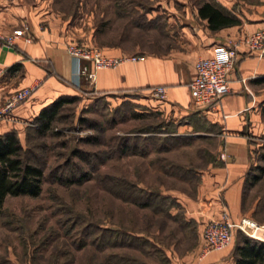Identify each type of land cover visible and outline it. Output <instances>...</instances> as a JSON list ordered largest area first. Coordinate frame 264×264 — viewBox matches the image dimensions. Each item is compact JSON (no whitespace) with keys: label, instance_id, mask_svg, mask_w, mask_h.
I'll use <instances>...</instances> for the list:
<instances>
[{"label":"rangeland","instance_id":"obj_1","mask_svg":"<svg viewBox=\"0 0 264 264\" xmlns=\"http://www.w3.org/2000/svg\"><path fill=\"white\" fill-rule=\"evenodd\" d=\"M168 1L177 9L183 2ZM160 2L164 0H46L75 44L118 47L128 55L159 38L160 28L149 32L147 16L151 8L152 12H165L160 10L164 8ZM161 16L164 14L156 18L157 26L164 22ZM74 96L75 101L62 106L51 129L42 135L35 132L34 119L16 132L22 161L42 170L41 189L36 197L4 198L0 264H168L157 248H171L178 258L199 251L194 224H182L181 210L171 215L175 219H169L166 210L170 201L155 198L149 208H140L127 202L128 192L173 188L193 195L197 179L189 170L215 164L214 141L200 143L197 148L192 137L171 136L175 128L170 119L136 108L129 101L112 103L83 84ZM261 154L264 143L259 141L247 172L249 182L252 176L259 179L242 198V209L260 225L264 224ZM70 178L80 181L68 183ZM79 216L97 227H81L83 223L76 219ZM114 227L141 231V236L150 242L153 237L159 245L150 249L111 233L97 240L103 236L97 229ZM239 233L244 235L238 232L233 244ZM198 255L201 257V251Z\"/></svg>","mask_w":264,"mask_h":264},{"label":"crops","instance_id":"obj_2","mask_svg":"<svg viewBox=\"0 0 264 264\" xmlns=\"http://www.w3.org/2000/svg\"><path fill=\"white\" fill-rule=\"evenodd\" d=\"M182 1L178 9L173 8L172 1L160 2L164 6L160 10L165 12H152L151 8L148 30H160L159 38L149 42L147 48L133 49L131 55L118 47L100 48L104 56L124 60L114 68L97 70L89 84L78 76L83 62L65 51L68 44L75 43L73 38L49 10L46 0H0V34L21 29L30 38L28 43L15 39L11 47L0 42V111L10 94L32 88L27 99L0 114V135L11 130L21 132L42 108L59 96L76 95L83 84L112 103L129 101L136 108L170 119L175 128L171 136L192 137L197 148L200 143L214 141L211 151L215 164L190 169L197 179L193 195L173 188L159 191L174 200L175 205L168 209L170 215L178 209L184 221L193 222L199 251L195 248L196 253L178 258L171 248L162 250L168 264H234L233 241L205 256L199 257L198 253L203 247L201 233L205 223L218 218L222 210L232 222L241 217L251 219L242 209V198L255 186L249 183L247 172L253 149L264 138V57H256L244 46L238 48L228 75L229 90L215 107L193 106L188 83L198 58H220L227 42L264 28V0ZM203 2L232 21L210 27L207 19L198 15ZM134 10H138L136 6ZM162 13L160 19L164 22L157 26L156 18ZM157 86L165 90L163 100L152 96L151 91ZM184 168L188 170L187 166Z\"/></svg>","mask_w":264,"mask_h":264},{"label":"built area","instance_id":"obj_3","mask_svg":"<svg viewBox=\"0 0 264 264\" xmlns=\"http://www.w3.org/2000/svg\"><path fill=\"white\" fill-rule=\"evenodd\" d=\"M18 38H22L26 43L30 42V38L26 37L21 29H15L8 35L0 34V42L7 47L13 46L15 39ZM240 46L255 53L258 58L264 57V28L227 42L222 46L223 55L220 58H198L195 61L194 75L188 83L193 106L196 108L215 107L220 98L228 92V75L233 69L236 52ZM65 51L71 57L83 62L78 67V76L89 84L93 82L97 70L114 68L124 60L120 57L104 56L96 47L79 46L75 43L68 44ZM2 72L0 70V75ZM241 82L244 84L245 80L241 79ZM31 92L32 88H22L10 94L5 98L0 114L27 99ZM151 93L157 100H163L165 97V90L161 86L153 88ZM262 142L264 143V138ZM236 231L264 243V224H257L246 217L232 222L228 213L222 210L218 218L207 221L203 227L201 256L229 246L233 233Z\"/></svg>","mask_w":264,"mask_h":264},{"label":"trees","instance_id":"obj_4","mask_svg":"<svg viewBox=\"0 0 264 264\" xmlns=\"http://www.w3.org/2000/svg\"><path fill=\"white\" fill-rule=\"evenodd\" d=\"M198 15L207 19L210 27H215L217 25L226 24L232 21L231 18H227L219 10L214 8L211 4L201 3L198 7ZM76 99L75 96H59L52 103L42 108L38 115L34 118L36 122V133L43 134L52 127V123L57 119L59 110L63 105L72 103ZM21 145L18 141L16 132L11 130L0 135V213L3 200L6 196H29L36 197L40 193L41 189V180H42V170L40 167L31 164L29 162H24L21 159ZM261 161L264 163V154L260 156ZM191 171V170H189ZM260 174L264 173V166L259 168ZM259 179V176H252L250 184H254ZM78 180L68 179V183L79 182ZM113 193V192H112ZM115 196L119 199H123L119 196L117 192H114ZM131 196H128L127 202L132 203L133 205L143 208L151 206V199L159 198V200L170 201L168 209L175 205L174 200L168 196H162L160 192H128ZM135 193L138 198H135L133 194ZM139 194V195H138ZM140 196H144L140 198ZM143 199V200H142ZM123 201H125L123 199ZM126 202V201H125ZM166 210V215L169 219H175L168 213ZM78 223H83L81 227L88 226L91 229L97 227L94 223H88V221L83 222L80 220V216L76 218ZM183 220V219H182ZM184 221V220H183ZM191 224V220L184 221ZM182 222L184 225L185 223ZM103 236H99L97 240L101 238L103 240L105 233H111V236H117L120 239L126 237L132 242H142V246H146L150 249H156L159 245V242L152 238V242L148 238L141 236L140 232L127 231L120 227H114L112 229H97ZM238 231L234 232L235 236ZM240 234V233H239ZM234 237L232 238V241ZM93 244L96 239H93ZM103 244V243H102ZM97 245V246H96ZM101 244H95L96 247H99ZM130 247H134L133 244H130ZM135 249V248H134ZM140 251V250H139ZM156 251L162 254L164 257L163 250L157 248ZM234 264H264V243L253 240L245 235H239V239L234 243V248L232 252ZM115 258L121 260L119 256L114 255ZM132 262L134 260L131 259ZM116 264H118L116 262Z\"/></svg>","mask_w":264,"mask_h":264}]
</instances>
